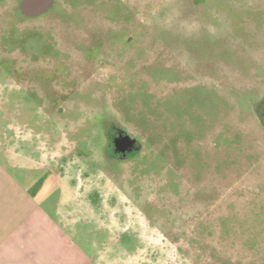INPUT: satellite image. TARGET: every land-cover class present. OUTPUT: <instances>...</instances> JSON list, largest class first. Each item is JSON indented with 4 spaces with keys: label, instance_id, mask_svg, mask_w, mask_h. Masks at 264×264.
Returning a JSON list of instances; mask_svg holds the SVG:
<instances>
[{
    "label": "rangeland",
    "instance_id": "obj_1",
    "mask_svg": "<svg viewBox=\"0 0 264 264\" xmlns=\"http://www.w3.org/2000/svg\"><path fill=\"white\" fill-rule=\"evenodd\" d=\"M53 1L0 0V145L107 189L161 263L264 264V0Z\"/></svg>",
    "mask_w": 264,
    "mask_h": 264
},
{
    "label": "crops",
    "instance_id": "obj_2",
    "mask_svg": "<svg viewBox=\"0 0 264 264\" xmlns=\"http://www.w3.org/2000/svg\"><path fill=\"white\" fill-rule=\"evenodd\" d=\"M18 148L0 145V264H164L160 246L147 252L145 235H116L115 217L101 212L107 189L67 182L55 163H21L34 155Z\"/></svg>",
    "mask_w": 264,
    "mask_h": 264
},
{
    "label": "flooded vegetation",
    "instance_id": "obj_3",
    "mask_svg": "<svg viewBox=\"0 0 264 264\" xmlns=\"http://www.w3.org/2000/svg\"><path fill=\"white\" fill-rule=\"evenodd\" d=\"M106 125L105 152L108 157L110 159L124 160L134 157L141 147L138 140L136 141L134 137L128 134L122 127H119L117 122H113L112 119Z\"/></svg>",
    "mask_w": 264,
    "mask_h": 264
},
{
    "label": "water",
    "instance_id": "obj_4",
    "mask_svg": "<svg viewBox=\"0 0 264 264\" xmlns=\"http://www.w3.org/2000/svg\"><path fill=\"white\" fill-rule=\"evenodd\" d=\"M53 5V0H22L21 11L27 15L35 16L52 8Z\"/></svg>",
    "mask_w": 264,
    "mask_h": 264
}]
</instances>
